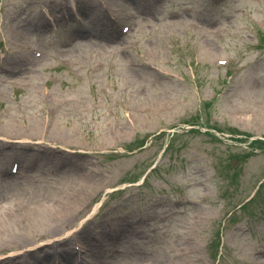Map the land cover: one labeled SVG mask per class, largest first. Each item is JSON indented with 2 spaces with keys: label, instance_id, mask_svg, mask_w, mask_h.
Returning <instances> with one entry per match:
<instances>
[{
  "label": "rangeland",
  "instance_id": "rangeland-1",
  "mask_svg": "<svg viewBox=\"0 0 264 264\" xmlns=\"http://www.w3.org/2000/svg\"><path fill=\"white\" fill-rule=\"evenodd\" d=\"M0 138V264H264V0H0Z\"/></svg>",
  "mask_w": 264,
  "mask_h": 264
},
{
  "label": "bare ground",
  "instance_id": "bare-ground-1",
  "mask_svg": "<svg viewBox=\"0 0 264 264\" xmlns=\"http://www.w3.org/2000/svg\"><path fill=\"white\" fill-rule=\"evenodd\" d=\"M3 138V137H1ZM60 147L59 149L61 150H68V146L66 144H62L60 143ZM3 158H6L4 155H2ZM12 214L5 212V213H0V253L6 249H9L8 246L11 245V247H20L23 245L24 241L21 240L19 237L16 236H11L12 233L14 232V227H13V220L11 217ZM15 225H17L16 222H14ZM11 236V237H10ZM53 238H56L55 236H51ZM43 237H39L37 238V243H39L37 246H34L33 248L27 249L26 251H22L26 252L28 254H33L34 257V261L37 264H42V260H45V257H48V259L50 260L51 264H57L60 261H66V262H70L69 259L71 257L74 256V261H78V264H83V260H80L82 258V256L79 255V250L76 249H71L67 247L66 245V241L65 239H47L46 241L42 240ZM35 243V244H37ZM33 244V245H35ZM113 248L116 251V259L114 264H122L124 261V257L123 254H119V250L118 248H120L119 246H113ZM36 255L35 253L38 252ZM13 255H6V256H2L0 255V258H10L12 256H16V257H20V255H22L21 253L17 252V253H10ZM60 254L59 259L54 261L52 258L57 255ZM50 255V256H48ZM118 256V257H117ZM114 257H110V258H105V260L103 261V259L100 260H92V261H87L88 264H95L96 261H100L98 262L99 264H111V262L113 261ZM96 259V258H93ZM80 260V261H79ZM17 260L15 259L14 261H9V264H17L16 263ZM64 263V262H63ZM19 264V263H18ZM33 264V263H32ZM75 264V262L73 263ZM124 264V263H123Z\"/></svg>",
  "mask_w": 264,
  "mask_h": 264
},
{
  "label": "trees",
  "instance_id": "trees-1",
  "mask_svg": "<svg viewBox=\"0 0 264 264\" xmlns=\"http://www.w3.org/2000/svg\"><path fill=\"white\" fill-rule=\"evenodd\" d=\"M258 141V140H257Z\"/></svg>",
  "mask_w": 264,
  "mask_h": 264
}]
</instances>
